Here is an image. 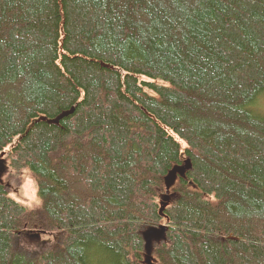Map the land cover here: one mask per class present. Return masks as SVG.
I'll return each mask as SVG.
<instances>
[{"label":"trees","instance_id":"1","mask_svg":"<svg viewBox=\"0 0 264 264\" xmlns=\"http://www.w3.org/2000/svg\"><path fill=\"white\" fill-rule=\"evenodd\" d=\"M8 147L0 264H142L166 220L155 264H264V0H0Z\"/></svg>","mask_w":264,"mask_h":264},{"label":"rangeland","instance_id":"2","mask_svg":"<svg viewBox=\"0 0 264 264\" xmlns=\"http://www.w3.org/2000/svg\"><path fill=\"white\" fill-rule=\"evenodd\" d=\"M143 79L144 78H141V80H143ZM157 83L160 84V82H157ZM15 139H17V138H15ZM9 150H10V147L5 149L3 152L6 167H5V172L1 176L0 182L5 185V187H6L5 190L12 200L16 201L20 205L27 207L29 209L38 208L40 206V199L37 195V189H36L35 182L32 179L31 171L28 168H24L21 172L9 169V157H8ZM0 159H2V158L0 157ZM175 184H176V182H175ZM180 197H181L180 193H175L173 198L171 199L169 205L165 209H167L169 206H171L172 203L174 204ZM158 208H159V213L163 214L165 209L162 212L160 211V198L158 201ZM160 225H164L167 228V231L165 232V239L162 242L157 243V245L152 244V251L153 252H152L151 257H152L153 264H155L154 259H153V253H154L155 248L169 242L168 220L165 221V224H160ZM149 227H151V226H149ZM19 243L23 244L24 248L27 250L26 255H28V256L32 255L31 253H33V249H31V247L34 245H33V243H31L28 240V238H22L19 241ZM17 250L23 251V249L20 247H18ZM142 264H144V253H143Z\"/></svg>","mask_w":264,"mask_h":264},{"label":"water","instance_id":"3","mask_svg":"<svg viewBox=\"0 0 264 264\" xmlns=\"http://www.w3.org/2000/svg\"><path fill=\"white\" fill-rule=\"evenodd\" d=\"M70 112H64L59 115L52 123L57 124L58 121L64 116L69 115ZM3 154H1V158ZM191 171V163L189 159H186L181 166L174 167L163 179L165 188V194L160 196V211L162 212L170 203L174 194H170L169 190L174 186L175 182L179 178H185L186 173ZM5 172V161L0 159V180L1 176ZM161 214V213H160ZM167 228L164 225H158L156 227L142 228L140 235L144 243V264H153L152 262V244L162 242L165 239V232Z\"/></svg>","mask_w":264,"mask_h":264}]
</instances>
